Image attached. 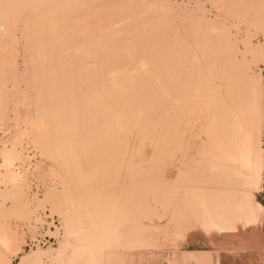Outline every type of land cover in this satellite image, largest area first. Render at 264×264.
Here are the masks:
<instances>
[{
    "label": "bare ground",
    "instance_id": "bare-ground-1",
    "mask_svg": "<svg viewBox=\"0 0 264 264\" xmlns=\"http://www.w3.org/2000/svg\"><path fill=\"white\" fill-rule=\"evenodd\" d=\"M223 4L230 7L229 10L232 13L228 11L236 18L234 27L237 28V33L235 35L229 32L230 29L225 24L208 20L203 15L191 20L190 31L195 37L194 45H200L202 49H200L202 54L198 52V57L200 54L202 60L205 58L204 67L200 69L201 65L196 63V53H193L191 49L190 34L187 32L190 28L184 24V27L181 28L176 24V19L185 21L186 18H189L188 13L186 10L180 9L179 5L175 7L171 0H0V73L3 74L0 75V79L5 80L11 76L12 80H18L16 61L14 62L13 57L15 56L13 54L14 46L17 42L16 24L21 20L23 14L27 15L24 11L30 10L29 7H31L34 10L32 14L27 15V17L24 16V18L26 17L23 21L25 26L23 25L24 29H22L23 36L27 39L26 51L30 49L28 53V64H30L28 78L33 85L35 101L29 133L32 134V139L42 153L63 158L66 162L63 161L62 163H66L67 167V160L71 159L70 161L75 160L76 162V160H82L85 157L89 143L84 137L75 144L72 135L75 138L79 132L83 134L90 129L98 130L103 125L110 129L129 130L130 127L127 125L128 123L126 124L128 111L133 114L134 121L130 116L129 118L134 124L135 120L140 122L145 114L141 113L142 115L139 116L137 112H144L142 110L147 106L150 96L145 86L139 88L141 79L159 77L156 73L158 64L168 68V63H170L171 68L179 71L182 56L185 55L192 62V65L190 64L191 66L188 71L184 72L185 75L183 76L175 75L172 72V91L176 102L173 106L181 114L188 115L187 123H194L193 120H190V118L192 119L190 114L194 115L196 109L199 108L197 100H200V97L203 98L209 112L208 129L206 130L208 141L206 144L208 145L209 142L216 150L213 152L212 149L208 150L209 152L205 154L207 158L211 159L213 164L209 165L214 167L215 171L219 166L221 182L219 180V184L205 186L212 190V199L210 197V200H202V187L193 183L185 186L183 191V193L187 191L192 195L191 200L190 197H188L189 199L182 197L180 200L193 212L190 213L199 216L198 220L207 234L215 230L218 233L220 231L223 233L227 231V234L233 231L237 233L235 230L238 227L243 228L258 222L259 211L262 210L260 209L262 206L252 199V190L259 188L258 182L263 165L262 153H260L263 135L260 127L263 118V86L259 77L246 73V69L250 67L252 62H264V0H223ZM242 26L245 30L242 29ZM239 33L240 36H238ZM258 35L262 36L263 41L253 43V38ZM240 43L243 44V48H240ZM90 53L95 56L93 61L97 58L96 63L89 60V57L92 56ZM91 58L93 59V56ZM140 62L142 64L139 65V68L136 67ZM91 63L95 64L94 68L97 72L92 71L93 65ZM141 66L143 69L139 70L142 68ZM129 70L135 73L133 72L131 76ZM98 72L100 73L99 76ZM120 72H123L124 76L120 77L118 75ZM115 73L118 74L115 75ZM160 76L162 77V75ZM99 77L101 78L99 80H102L99 81L100 85L102 82V85H99L100 88L97 84ZM79 78L82 82L76 84ZM116 78L121 79L114 83L117 81ZM239 79L243 80L241 84L238 82ZM116 84L118 85L116 86ZM154 84L157 86V83ZM239 85L242 88H239ZM159 86L160 94H165L162 92L167 91V88H164L165 85L161 83ZM223 88L227 90L228 96L234 104L230 105L218 95ZM2 92H0V114L7 106V103L4 105L2 98L5 95V98L9 97L7 93ZM54 92L55 97H57V92L60 95H58L57 100L61 97L59 101H62V104L58 103L61 106L60 112L57 103L46 106L48 103L45 101L46 97L52 95L53 101L55 99ZM79 93L82 97L78 96ZM86 94H90V102H88L89 98ZM125 94L126 97L129 95V100L124 99L126 98ZM75 96L87 99L84 101L86 104L83 105L86 108L84 112H75L78 104L67 101L68 98ZM105 97L114 98L113 100L109 99L110 102L118 99L116 102L118 110H115ZM113 104L115 106V103ZM99 113L102 118L97 119ZM90 114L93 116L91 117ZM88 116L94 122L88 121ZM79 117L82 118H80L81 121ZM70 142L72 143L70 144ZM99 143L102 144V142ZM1 154L5 161H9L15 152L14 149L3 148ZM177 167L178 171L176 170V172L178 173L175 177L179 173L184 174L185 170L179 168V165ZM8 173L9 175L6 174L9 176H7L8 180L9 178L12 181L17 180L15 174L10 175L9 171ZM179 177L177 178L179 179ZM183 178L184 175L181 176V179L174 180L175 184L171 183V191L176 194L175 197L177 198L183 194L182 185H180L184 180ZM19 202H15L13 209H8V212L15 213L20 218L27 217L28 213L26 214L25 209H23L25 203L23 202L24 204L21 205ZM177 203L179 204L178 200L175 204ZM111 204H115L114 200ZM183 204L180 203L179 205L183 206ZM26 209L28 210L27 206ZM5 211L4 213L7 212ZM155 212L157 214V210ZM175 216L177 217V214ZM72 220L76 222L75 219L72 218ZM4 222L0 220V241L7 250L18 251L19 246L14 245L16 238ZM242 233L240 234L242 235ZM244 233L246 232L244 231ZM120 234L116 235L115 233V236H121L122 234ZM137 234L133 236H139ZM150 235L152 234L150 233ZM0 254L2 253L0 252ZM100 256L101 260L102 257ZM4 258L6 255L1 258L2 262L5 260ZM74 260L86 264V261H81L80 258L72 261ZM100 260H92V263L89 261L88 264H102ZM78 264L80 263L78 262Z\"/></svg>",
    "mask_w": 264,
    "mask_h": 264
},
{
    "label": "rangeland",
    "instance_id": "rangeland-1",
    "mask_svg": "<svg viewBox=\"0 0 264 264\" xmlns=\"http://www.w3.org/2000/svg\"><path fill=\"white\" fill-rule=\"evenodd\" d=\"M171 1H173L175 7L179 5L180 9H184L188 13L189 18H186L185 21L176 19L177 26L181 28L184 25L190 28L191 20L203 15L208 20L211 19V21H217L220 24L223 23L228 26L229 32L232 35L237 33V28L234 27L236 18L231 14L230 7L227 6V8L223 4V0ZM29 8L30 10L26 9V12L24 11L27 15L32 14L34 10L31 7ZM27 15L23 14L21 20L16 24L15 33L17 35V42L14 46L13 54L15 56L13 57L15 59L14 62L16 61L18 80H12L11 76L5 78V80L3 78L0 79V92L3 91L9 96L5 98V95L2 98L4 105L7 103V106L0 114V220L5 221L4 224L8 225L6 226L9 230L11 229L12 234L16 238L14 245L16 247L19 246L18 251L12 252V250H7L0 241V252L2 253L0 254V261L2 262L1 258L6 255L2 264L83 263L80 261L75 262V260L72 261L76 258L77 260L80 258L81 261H86L85 263L88 264L89 261L92 263V260H100L99 256L102 255L100 256L102 257L101 263L107 264L108 262L104 263V261H108L110 254L113 253L117 257L115 264H171L173 261H175V264H178L179 258H176L179 251L178 243L184 237L185 232L190 228L200 227V225L204 229L198 220L199 216L193 215V212L180 200L182 197H190V200L192 198V195L187 191L183 193L185 186L192 183L201 186V189H203L201 199L207 201L212 199V190L205 186L214 185L221 179L219 166H217V170L215 171V168L209 165L213 164L211 159L207 158L205 154L211 149L212 152L216 150L209 142L208 145L206 144L208 141L206 130L208 129L209 112L203 98L200 97L201 99L197 100L199 108L196 109L194 115L190 114L192 117L190 120H193L194 123H187L189 120L188 115L181 114L173 106L176 102L175 98H173L171 76L173 74H177L178 76L185 75L184 72L188 71L192 62L184 55L182 56L179 71L173 67L171 68L170 63H168V68L164 67V65L162 66V64H158L156 73L159 77H156V79H154L155 77L141 79L139 88L145 86L150 96L148 97L147 106L143 108L144 110L139 109L144 112L138 111L137 113L139 116L143 113L146 116L144 115L140 122L135 120L134 124L133 114L128 111L129 115H127V121L126 119L125 121L130 128H128L129 130L122 129L125 134L121 131V128H118L119 130L117 128L110 129L108 126L103 125L98 130L90 129L83 134L79 132L75 135V138L72 135L75 144L80 142V139H84V137L87 142L89 141L86 152L88 156L86 154L82 160H76V162L75 160H73L74 162L70 161L71 159L67 160V167L69 166L67 168L66 163H62L63 161L66 162L62 157L60 159V157L56 158L53 155L42 153L41 149L32 139V134L29 133L35 101L33 98V85L28 78L30 67V64H28V53L30 49L26 51L27 39L23 36L24 32L22 30L25 24V22L23 24V21ZM24 16L26 17L24 18ZM243 26L242 29L244 28ZM186 29L188 30V28ZM190 30L191 28L187 32L190 34L191 49L193 53H196V63L199 66L201 65L200 69H203L205 58L202 55V58H204L202 60L199 54V60L198 52L202 54V51H200V45H194L195 37ZM242 33L241 36L243 35ZM238 36H240V33ZM262 41L261 35L253 38V43ZM242 45L240 43V48H243ZM91 55L93 59L91 58L92 56H88L89 60L91 62L97 61V58L93 61L95 56ZM91 64L93 67L90 66ZM91 64L89 66L93 68H91L92 71L97 72L96 68H94L95 64ZM141 64L140 62L136 67L139 68ZM181 67L185 69L182 70ZM142 69L143 67L139 70ZM145 69L147 70V67ZM129 71V75L131 74L132 76L134 71ZM179 72H181V75ZM118 73H115V75ZM122 73L120 72V74ZM246 73L255 77L258 76L264 88V62L250 63V67L246 69ZM97 74L99 76L100 73L98 72ZM120 74H118L120 77L124 76V73L123 75ZM0 75L3 74L0 73ZM4 76L6 77L5 74ZM99 79L101 78H98L97 84L100 88L102 82L100 85L99 81L102 80ZM120 79L116 78L117 81L114 83L119 82ZM78 80L76 84L82 82L81 78ZM242 81L241 79L238 80L240 84ZM88 82H91V80H88ZM154 83H157V86ZM158 83H163L165 85L164 88H167L168 92H164L162 89L161 91L165 94H160ZM239 88H242V86L239 85ZM58 95L59 93L57 92L56 96L58 97ZM218 95L230 105L234 104L225 88ZM78 96L74 98L70 97L67 101L78 104L75 112L80 113L86 110L83 105L86 104L84 101H87V99L81 98V95V97ZM86 96L89 98L90 94H86ZM57 97H55V92V99L53 101L52 95L46 97L45 101L46 103L48 102L46 106L48 107L52 103H57V105L62 104V101H59L61 97L58 100ZM105 98L116 110L118 99L112 102L114 98H109L112 99L110 102L108 97ZM124 99L129 100V95ZM90 101L91 99L89 98L88 102ZM126 102L128 103V101ZM113 103H115V106ZM60 107L59 105V112L61 111ZM189 108L192 107L189 106ZM138 114H136L137 117ZM99 115L97 119L102 118V115ZM90 116L92 117L93 115L90 114ZM90 116H88V119ZM129 116L133 118V121L130 120ZM91 117L90 119H92ZM80 118L79 120L81 121L82 118ZM90 119L88 121H91ZM260 127L261 134H263V118ZM108 134L109 137H107ZM97 138L102 144L98 140H95ZM89 146L90 149H88ZM178 146L180 148H177ZM181 147L183 148L181 149ZM3 148L14 149L15 155L9 161H5L2 157L1 150ZM177 164L179 168L181 167L183 170H186V172L184 170V174L179 173L177 175V177L180 175L179 179L184 175V180L181 182L182 184L180 183L183 193L179 195L180 198L175 197L176 194L171 191L174 180L178 179L175 177L178 173L176 172V170L178 171ZM8 171L11 173L10 175L15 174L17 176L16 181H12L10 178V181L8 180ZM215 172L216 174H214ZM6 174L8 175L6 176ZM79 177L81 178L79 179ZM175 199L176 201L178 200L179 204H183V206L178 203L175 204ZM18 200L21 201L19 202ZM113 200L115 204H111ZM15 202H19L21 205L25 203L23 209H25L26 214L28 213L27 217L20 218L15 213L8 212V209H13V205L16 204ZM111 205L114 206L112 207ZM3 209H7L8 213ZM187 209L188 211L190 210L189 213ZM176 214L179 219L175 216ZM178 214L180 216L183 215V217H180ZM196 216L198 217L196 218ZM109 227L111 228L109 229ZM115 233L116 235L121 233L122 239L121 236H115ZM136 233L139 236H133ZM109 234H113V236ZM123 237L126 238L124 239ZM209 259L210 256L204 262H209Z\"/></svg>",
    "mask_w": 264,
    "mask_h": 264
},
{
    "label": "crops",
    "instance_id": "crops-1",
    "mask_svg": "<svg viewBox=\"0 0 264 264\" xmlns=\"http://www.w3.org/2000/svg\"><path fill=\"white\" fill-rule=\"evenodd\" d=\"M263 144L264 129L262 135ZM258 187L252 190V199L262 206L260 207L262 210L259 211L258 222L249 224L243 227L244 229L238 227L235 231L239 234L234 231L228 232V234L227 231L218 233L215 230L208 233V235L201 225L197 228L188 229L178 243L179 251L176 256V258H179L178 264H202L209 256V262H204L203 264H264V162ZM116 261L117 257L112 253L109 256V260H105L104 263L115 264ZM171 264H175V261Z\"/></svg>",
    "mask_w": 264,
    "mask_h": 264
},
{
    "label": "built area",
    "instance_id": "built-area-1",
    "mask_svg": "<svg viewBox=\"0 0 264 264\" xmlns=\"http://www.w3.org/2000/svg\"><path fill=\"white\" fill-rule=\"evenodd\" d=\"M263 92H264V88H263ZM262 159H263V162H264V144L262 145Z\"/></svg>",
    "mask_w": 264,
    "mask_h": 264
}]
</instances>
